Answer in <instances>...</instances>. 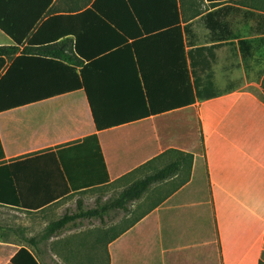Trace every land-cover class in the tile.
<instances>
[{
  "label": "crops",
  "instance_id": "0c3cea01",
  "mask_svg": "<svg viewBox=\"0 0 264 264\" xmlns=\"http://www.w3.org/2000/svg\"><path fill=\"white\" fill-rule=\"evenodd\" d=\"M94 1L54 0L52 9L74 15L67 12L84 6L83 12ZM204 1L209 10L183 22L193 23L197 46L206 45L209 37L199 19L216 9ZM197 24L204 29L202 36ZM93 31L90 28L88 39ZM249 31H241L245 39L259 37ZM11 45L12 39L0 31V46ZM122 57L111 54L90 72L102 123L121 125L99 131L84 89L11 109L0 113L5 154L0 165L56 154L65 175H70L68 185L83 189L40 211L60 210L66 201L97 189L118 198L138 180L172 164L178 169L154 183L127 213L116 209L114 224L110 213L100 220L106 229L102 235L79 237L76 231L82 223L59 235L44 236L43 231L34 246L27 243L32 237L0 239V264H12L21 248L39 264H89L84 254L98 260L96 247L101 246L106 247L109 264H264V49L248 63L237 44L219 49L213 69L222 94L168 112L167 103L186 99L180 87V49L169 46L166 34ZM151 108L156 111L150 113ZM93 135L106 165V172L98 176L77 165L79 152H72ZM91 180L95 182L86 185ZM0 209L22 210L2 204ZM93 221L87 224L92 227ZM111 227L121 233L113 241Z\"/></svg>",
  "mask_w": 264,
  "mask_h": 264
},
{
  "label": "trees",
  "instance_id": "16d2710c",
  "mask_svg": "<svg viewBox=\"0 0 264 264\" xmlns=\"http://www.w3.org/2000/svg\"><path fill=\"white\" fill-rule=\"evenodd\" d=\"M236 1L207 0L216 9L199 19L209 31V37L206 45L197 46L193 41V23L183 25L182 0H95L83 12L80 11L84 6L67 12L77 13L74 15L54 11V0H0V31L13 41L11 46H0V113L84 89L99 131L121 125L116 121L102 123L92 95L90 72L97 68L101 59L114 53L123 58L126 52L137 50L140 44L166 34L169 46L181 51L184 74L180 87L186 97L167 103V112L195 101L219 97L222 92L216 86L213 69L218 60L217 51L237 44L243 61L248 63L264 49V13L244 10L234 4ZM202 14L197 13L193 19ZM241 21L249 25V34L259 37L245 39L239 29ZM90 28L94 30L92 39L87 37ZM187 47L190 49L185 56ZM69 49L70 53L66 54ZM155 111L150 109V113ZM76 148L72 152H79L75 158L77 165L85 166L92 176L106 172L96 135L86 138ZM4 158L0 139V162ZM177 169L178 165L172 164L138 180L125 188L118 198L94 209L85 210L83 201L78 200L77 210L51 222L44 236L59 235L70 227L78 228L83 220L104 222L116 209L127 213L132 202L143 198L154 183L166 180ZM67 180L70 175H65L56 154L2 164L0 204L38 212L83 189H74ZM106 180L108 182L109 177ZM93 182L95 180L86 185ZM5 188H9L8 193ZM109 231L114 232L111 241L121 234L115 228ZM36 238L33 236L27 243L34 246ZM12 264L39 263L29 250L21 248Z\"/></svg>",
  "mask_w": 264,
  "mask_h": 264
},
{
  "label": "rangeland",
  "instance_id": "374dc122",
  "mask_svg": "<svg viewBox=\"0 0 264 264\" xmlns=\"http://www.w3.org/2000/svg\"><path fill=\"white\" fill-rule=\"evenodd\" d=\"M190 3H186L185 0H182V10H183V21L188 22L194 18V15L201 12L204 13L209 10L210 5H207L204 0H189ZM185 2V3H184ZM236 5H240L244 10H251L257 13H264V0H238L234 2ZM196 19V18H195ZM194 19V20H195ZM197 33L201 36L204 34V29L201 25H196L195 27ZM239 29L247 33L248 24L244 23V21L240 22ZM202 43V42H201ZM219 66V65H218ZM216 67L217 72V81L220 86H222V75L220 73L219 67ZM195 139L197 140V128H194ZM82 199L84 202V209H94L98 206H103L114 199H116V195H112L111 197L104 195V192H100L99 189L93 190L91 194L85 196L74 197L71 200L66 201L61 206L62 208L52 209L48 208L44 211L39 212H26L18 209H0V239H16L21 240L26 237L40 236L43 231L46 229V226L49 223L56 221L63 217L66 213H73L77 210V200ZM108 198V199H107ZM60 206V207H61ZM115 210L111 211V219H113L114 224V213ZM89 220H83V227L78 228L76 232L79 233V237L88 238L91 237V232H96L99 236L106 230L105 226H103L99 219H94L93 226H89L87 224ZM86 223V224H85ZM111 224V225H112ZM114 227V226H113ZM112 228V227H111ZM110 228V229H111ZM109 229V230H110ZM97 255L99 256L98 260L93 259V256L89 254L84 256L88 258L89 264H109L108 254L106 252V247H96ZM83 254V253H82ZM102 261L100 263V261ZM87 263V262H86Z\"/></svg>",
  "mask_w": 264,
  "mask_h": 264
}]
</instances>
